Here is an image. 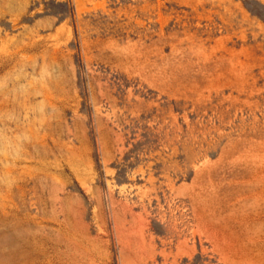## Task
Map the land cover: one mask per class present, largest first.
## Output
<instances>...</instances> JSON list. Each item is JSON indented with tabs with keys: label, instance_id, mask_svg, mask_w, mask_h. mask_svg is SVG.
I'll return each instance as SVG.
<instances>
[{
	"label": "rangeland",
	"instance_id": "374dc122",
	"mask_svg": "<svg viewBox=\"0 0 264 264\" xmlns=\"http://www.w3.org/2000/svg\"><path fill=\"white\" fill-rule=\"evenodd\" d=\"M0 264H264V0H0Z\"/></svg>",
	"mask_w": 264,
	"mask_h": 264
}]
</instances>
